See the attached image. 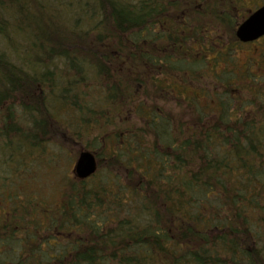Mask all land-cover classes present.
I'll list each match as a JSON object with an SVG mask.
<instances>
[{
    "label": "trees",
    "instance_id": "obj_1",
    "mask_svg": "<svg viewBox=\"0 0 264 264\" xmlns=\"http://www.w3.org/2000/svg\"><path fill=\"white\" fill-rule=\"evenodd\" d=\"M8 2L0 264H264V0Z\"/></svg>",
    "mask_w": 264,
    "mask_h": 264
},
{
    "label": "water",
    "instance_id": "obj_2",
    "mask_svg": "<svg viewBox=\"0 0 264 264\" xmlns=\"http://www.w3.org/2000/svg\"><path fill=\"white\" fill-rule=\"evenodd\" d=\"M237 35L241 41H251L264 35V5L254 11L238 28ZM96 157L88 151L80 153L75 167V174L86 179L96 173Z\"/></svg>",
    "mask_w": 264,
    "mask_h": 264
},
{
    "label": "rangeland",
    "instance_id": "obj_3",
    "mask_svg": "<svg viewBox=\"0 0 264 264\" xmlns=\"http://www.w3.org/2000/svg\"><path fill=\"white\" fill-rule=\"evenodd\" d=\"M256 1H259V0H256ZM261 1V0H260ZM7 2H8V0H7ZM248 2L251 4V5H254L253 3H254V0H248ZM253 2V3H252ZM7 5H10V2H8V3H6ZM256 6H254L253 7V9L255 8ZM2 43V40L0 39V45H2L1 44ZM0 49H4V50H6V46L4 47V46H0ZM258 51H260V45L259 44H253V45H251V46H248L247 44L241 49V58L243 59V61H244V58H247V56H249V55H253V54H251L252 52L254 53V54H256ZM255 70H256V72H258V73H263L264 72V61L263 62H261V63H259V65H258V67L257 68H255ZM77 127V126H76ZM67 160V157L64 155V160L63 161H66ZM76 164V163H75ZM75 164H73L72 165V168L73 167H75ZM40 173V175H39V177H38V179L40 180L39 182H38V185L39 186H42V187H45V186H48L49 184H50V181H53L52 180V174H49V172L47 171V170H45V172H44V170H42V171H40L39 172ZM48 174L51 176V177H48ZM63 176L62 177H64V174H62Z\"/></svg>",
    "mask_w": 264,
    "mask_h": 264
},
{
    "label": "flooded vegetation",
    "instance_id": "obj_4",
    "mask_svg": "<svg viewBox=\"0 0 264 264\" xmlns=\"http://www.w3.org/2000/svg\"><path fill=\"white\" fill-rule=\"evenodd\" d=\"M264 5V3L263 4H261V5H259L258 7H256V8H252V10H250V14L242 21V22H240L239 24H238V26H237V29H236V35H237V31H238V28H239V26L254 12V11H256L258 8H260V7H262ZM237 37H238V35H237ZM264 38V35L263 36H261L260 38H258V39H255V40H251V41H241L240 39H239V37H238V39L243 43V44H247V45H253V44H259L260 42H261V40Z\"/></svg>",
    "mask_w": 264,
    "mask_h": 264
}]
</instances>
